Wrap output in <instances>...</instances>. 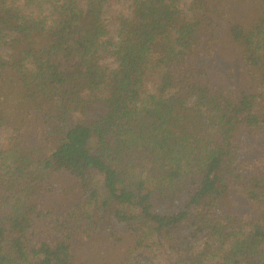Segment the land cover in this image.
<instances>
[{"label": "trees", "instance_id": "obj_1", "mask_svg": "<svg viewBox=\"0 0 264 264\" xmlns=\"http://www.w3.org/2000/svg\"><path fill=\"white\" fill-rule=\"evenodd\" d=\"M117 1L0 0V264H264V0Z\"/></svg>", "mask_w": 264, "mask_h": 264}, {"label": "rangeland", "instance_id": "obj_2", "mask_svg": "<svg viewBox=\"0 0 264 264\" xmlns=\"http://www.w3.org/2000/svg\"><path fill=\"white\" fill-rule=\"evenodd\" d=\"M126 11V2L111 0L107 18L109 20L110 27L113 33L116 32L117 25L114 21L113 15L118 12ZM106 63L114 67L116 64L112 59H107ZM11 134V131L7 128L0 127V146L6 141ZM156 248L153 250H139L133 254L134 261L137 264H172L173 255L165 252L163 248Z\"/></svg>", "mask_w": 264, "mask_h": 264}]
</instances>
